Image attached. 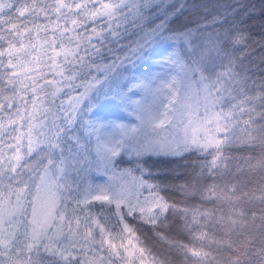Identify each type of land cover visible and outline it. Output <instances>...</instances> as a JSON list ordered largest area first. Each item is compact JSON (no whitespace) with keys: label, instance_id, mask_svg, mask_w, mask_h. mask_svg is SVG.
Wrapping results in <instances>:
<instances>
[{"label":"snow or ice","instance_id":"6c2138e0","mask_svg":"<svg viewBox=\"0 0 264 264\" xmlns=\"http://www.w3.org/2000/svg\"><path fill=\"white\" fill-rule=\"evenodd\" d=\"M247 8L0 0V264H173V252L199 256L172 236L177 224L193 240L227 224L239 243L224 241L225 264H264V229L251 238L246 221L254 213L236 210L247 199L242 186L201 183L227 171L225 149L236 145L258 146L264 169V80L257 90L240 53ZM192 79L202 86L203 112L195 128L171 135L165 125ZM161 95L167 105L157 104ZM118 111L136 123L113 119ZM186 153L203 160L181 183L161 180L148 164ZM93 164L106 183L81 180ZM196 197L200 205L190 202ZM233 197L241 203L221 211ZM209 201L216 207H205Z\"/></svg>","mask_w":264,"mask_h":264},{"label":"trees","instance_id":"16d2710c","mask_svg":"<svg viewBox=\"0 0 264 264\" xmlns=\"http://www.w3.org/2000/svg\"><path fill=\"white\" fill-rule=\"evenodd\" d=\"M196 2L199 3L200 0H196ZM210 2L220 6V11H225L233 6L239 7L243 11V5L248 6L247 12H244L242 17L245 20L242 27L247 30L249 39L246 42L247 47L241 49L240 53L243 63L254 69L255 79L257 81L256 89L258 90L259 81L264 80V0H240L239 4L237 0H210ZM193 19H197V17H193ZM38 23H43V21H38ZM113 47H115L114 44ZM243 53L247 54L244 55ZM252 88V82L249 81L245 91L249 95H252ZM5 94H10V91H6ZM180 98L181 103L175 117L171 124L165 125V127L169 128L171 135L182 134L186 126L189 130L195 128L198 125L199 114L203 112V89L201 85L195 83V79L185 81L181 85ZM158 102H165V105H167L166 96L161 95ZM113 115H120L128 120L135 118L129 117L127 113L119 111ZM199 134L197 132V135ZM225 151L229 159L232 160V163L228 165L227 171L220 172L218 178L215 179H210L205 176L201 180V183L208 185L216 184L221 190L225 185H232L234 183L241 185L242 192L240 195L247 197V199L241 203L237 197H233V204L225 203L221 211L227 213L237 203H241V207L237 208V211L251 209L254 214H249L246 225L251 238H259L262 229H264V204L260 202L262 195L260 189L264 187V169L258 164L261 156L259 147L257 146L255 152H250L243 145H236L231 150L226 148ZM248 157L251 159H245L242 162L241 158ZM202 160V157H198L194 153H186L183 156L171 158H150L148 164L153 171L161 174V180L167 181L169 184H174L184 182L186 176L190 175L193 169L199 163H202ZM236 165H239V168ZM124 166L128 165H122L121 167ZM92 169L87 174L82 173L81 180L91 184H103L107 182L108 177L103 175L102 171H96L95 164H93ZM68 179L70 181L75 180V174L70 173ZM168 195L179 199L175 191L169 192ZM190 202L197 205L201 204L199 197L192 199ZM204 206L208 209L216 207L210 201ZM217 214L219 215V212ZM175 223V220L169 222L170 226ZM204 232L207 233L204 237H200L194 233V235H197V239L193 240L192 235L184 231L181 225L177 224L172 229V236L177 241L189 245L194 252L200 253L199 256L189 254L188 257H185L182 253L177 254L173 252L170 256L173 264H225L229 253L224 246V241L239 243L236 236L231 234V228L225 224L223 226H212L211 230L205 228ZM147 235L149 236L151 244L159 248L160 245L152 239L151 233H147Z\"/></svg>","mask_w":264,"mask_h":264},{"label":"rangeland","instance_id":"374dc122","mask_svg":"<svg viewBox=\"0 0 264 264\" xmlns=\"http://www.w3.org/2000/svg\"><path fill=\"white\" fill-rule=\"evenodd\" d=\"M154 71H159V69L158 68L154 69ZM157 104L158 105L159 104L165 105V102H158ZM158 110H159V112L163 113L164 107H159ZM112 118L113 119H118L120 122H123V123H136L135 118H132V119H129V120H124V118L121 117L120 115H112Z\"/></svg>","mask_w":264,"mask_h":264}]
</instances>
